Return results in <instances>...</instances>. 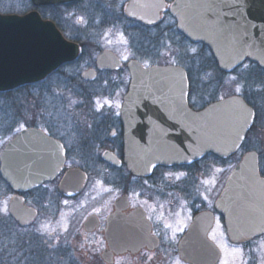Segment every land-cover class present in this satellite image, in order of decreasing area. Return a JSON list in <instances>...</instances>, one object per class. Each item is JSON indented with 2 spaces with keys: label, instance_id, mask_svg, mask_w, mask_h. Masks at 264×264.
I'll return each mask as SVG.
<instances>
[{
  "label": "water",
  "instance_id": "obj_1",
  "mask_svg": "<svg viewBox=\"0 0 264 264\" xmlns=\"http://www.w3.org/2000/svg\"><path fill=\"white\" fill-rule=\"evenodd\" d=\"M34 7L68 5L76 0H30ZM163 1L154 13L131 3L127 15L145 23L157 21ZM135 10H137L135 12ZM171 14L177 29L194 43L206 45L219 68L231 70L245 59L264 68V0H175ZM77 45L64 39L55 24L43 20L38 12L25 15L0 14V92L40 82L62 64L73 61ZM111 53H102L98 67H107ZM117 60V59H116ZM109 66V67H118ZM131 82L121 108L124 165L134 177H148L157 166L189 165L213 154L220 159L234 155L253 121V110L240 98L230 97L193 111L187 102L188 80L185 71L167 65L144 69L130 62ZM91 71L84 79H93ZM62 145L34 128L20 130L0 154V176L17 194L8 205V213L20 227L36 218V211L24 204L25 193L53 180L64 166ZM115 166L120 162L105 156ZM257 154H245L230 174L229 183L240 184L239 192L226 188L216 207H226V229L230 240L244 243L264 233V181L259 177ZM86 175L69 170L58 191L65 197L76 195ZM126 196L114 203L107 218L104 239L107 249L101 253L104 264L114 257L143 249L154 251L159 240L151 235V226L141 208L128 215ZM99 223L88 217L82 227L91 233ZM212 225L210 213L195 217L181 238L177 253L186 264H216L220 251L207 238Z\"/></svg>",
  "mask_w": 264,
  "mask_h": 264
},
{
  "label": "flooded vegetation",
  "instance_id": "obj_2",
  "mask_svg": "<svg viewBox=\"0 0 264 264\" xmlns=\"http://www.w3.org/2000/svg\"><path fill=\"white\" fill-rule=\"evenodd\" d=\"M162 1L164 9L160 11L157 21L153 23L147 24L143 20L135 16L127 15L126 13V8L130 3L137 8H144L148 13H154ZM174 1H76L75 11L80 4H83V8L86 10V14H81L85 19L83 25H80L82 21L80 22L78 17L73 21L78 26L77 29L79 31L76 29L75 31L77 32L75 34L79 38H76L74 35V38L69 39L64 31L61 33L68 41L79 47V54L73 62L61 65L47 77L48 79L53 75L61 76L60 80H62V84L67 88L66 92L71 93H67L64 97H57H59L60 102H63L64 106L66 105L69 110L59 111L60 119L58 123L50 124L44 121L42 128H39L48 137L63 146L65 151V165L57 177L51 182L44 183L39 189L45 190L52 188L59 198L73 199L83 192L90 174L87 169L88 166L79 164L78 162H94L97 171L106 170L107 176L105 175V177L100 179L109 184L111 183V179L117 180L121 177L119 180L121 183L117 187L123 190L121 191L122 194L111 201L107 209L103 219V231L106 227L107 218L115 210V201L122 196H126L129 203V208L124 212L125 215L131 213L135 208L140 207L143 209L147 218V213L142 206L132 207L130 203L131 193L125 190V187H121L127 181L129 183L135 182L137 186L135 193H138L141 198L146 195L151 199H159L161 195L164 197L166 194L169 197L173 193H178L184 197L190 213L189 223L184 233L191 226L196 216L203 213L211 214L212 225L207 237L220 250V257L216 264H244V262L246 264H264V255H262L264 250V233L253 236L249 241L244 243L232 242L226 229L227 218L223 214V211L227 208L223 206L216 207L217 200L226 188L231 194L239 192L240 184L229 183L230 173L239 162H227L228 160L207 162L212 159L206 155L201 161L193 162L190 165L156 167L148 177H134L130 175L123 163L124 135L121 108L131 78L129 72L130 62L135 61L144 68L176 65L185 69L189 78L188 105L190 108L201 110L212 103L233 96L241 97L251 107L254 113L253 123L239 151L244 153H257L258 173L259 177L264 181V160L259 151L264 149V68L256 63L245 60L241 65L232 70H221L207 48H203L201 44L189 42L177 30V22L170 11ZM99 12L102 15H99ZM114 26H117L118 30L115 29L113 32L116 35H121L122 39L124 38L126 47V41L129 42L127 47L129 49L126 51L127 59L120 53H117L113 48L109 46L105 47L102 41L103 35ZM176 37L186 40L185 42L189 45L198 47V51L188 58L193 70L188 69L185 65L167 63L166 61L163 64L153 63L154 61L147 62L150 56L159 53L150 50V48L154 49V47L159 46L160 38ZM157 51H159V48H157ZM105 52L111 53L114 58L107 56L109 60L107 67L99 68L97 63L98 57ZM117 64H119L117 68L109 67L117 66ZM146 64L147 67H145ZM72 69H77L78 72H74ZM87 71H91L93 79H84V73ZM193 72L200 79L206 73H209L206 79L200 81L199 98L204 104L202 106L200 105L201 107L199 106V108L191 101V97L195 91L192 86ZM73 77L76 79H73ZM229 78L235 81L234 83L237 84V87H240L241 91L237 93L234 88L227 95L221 96L218 94L221 83L229 81ZM69 100L72 104L68 102ZM47 113L45 112V115ZM59 122L62 123L61 126L57 125ZM65 125L66 127H64ZM105 156L114 158L120 162V165L115 166L109 163L110 161L105 159ZM75 163L79 167H74ZM74 168H79L86 175L85 183L79 193L72 197H65L58 191V186L65 174ZM116 174L119 175L116 176ZM176 174L181 176L178 181L174 179V175ZM113 184L117 183L113 182ZM89 216H96L99 228L101 220L98 212H92ZM150 226L151 235L157 237L151 223ZM217 231L218 234L220 233L219 237ZM102 236L104 240V232ZM104 245L106 246L105 240ZM235 249H240L243 254H236L234 252Z\"/></svg>",
  "mask_w": 264,
  "mask_h": 264
},
{
  "label": "rangeland",
  "instance_id": "obj_3",
  "mask_svg": "<svg viewBox=\"0 0 264 264\" xmlns=\"http://www.w3.org/2000/svg\"><path fill=\"white\" fill-rule=\"evenodd\" d=\"M10 2L13 4L14 8L21 9L24 4L29 2V0H12ZM9 6L10 3L7 0H0V7H2V9H6ZM83 6V4H80L74 13H69V11H65L64 9L59 11L45 9V14L48 20H50L52 16H54V18L56 17L59 26L70 39L76 36L75 32L77 31L75 30L78 28L73 21L78 17L80 22L82 21L80 25L85 23L84 16H81L83 13L86 14V10ZM10 11H14V9H11ZM20 12L21 11L14 14H19ZM5 13H7V11H5ZM115 29L118 30V27L114 26L107 30V33L102 37V41L104 42L105 47L109 46L116 50L117 53L127 57L126 51L129 49L127 48L129 42L125 40L127 44L126 47L124 38L122 39L121 35H116L113 32ZM76 38L79 37L76 36ZM179 40L180 39L177 37L160 38L159 46L154 47V49L150 48V50L159 53L150 56L147 62L154 61L153 63L163 64L166 61L167 63L185 65L188 69L193 70L188 58L198 51V47ZM154 41L158 42L157 40ZM157 48H159V51H157ZM192 49H195L196 51L193 52ZM77 69H72V71L78 72ZM208 75L209 73H206L200 79L195 72L192 73V86L195 91L191 97V101L197 108L204 104L199 98L200 81L206 79ZM60 77V75H53L40 86L31 88V91L34 94L32 97H27L26 108L24 106L25 113L23 116L26 121H30L32 118L41 125L38 127L42 128V123L44 121H47L50 124L58 123V120L60 119L59 111L62 112V110H69V108L66 107V105L64 106V103L60 102L59 99V97H64L67 93H71L66 92L67 88L62 84L63 82L60 80ZM73 79L76 78L73 77ZM234 82L235 81L232 78H229V81L221 83L218 94L224 96L234 88L236 89L237 84ZM40 95H42V99L39 98ZM68 102L72 104L70 100ZM195 106L193 107L195 108ZM45 112H48L47 115H45ZM34 115L35 117H33ZM57 125L61 126L62 123L59 122ZM15 126L16 122L13 114L7 117L0 113V151L4 146L5 140L8 139V134L11 131L12 133H16L21 129V127L15 129ZM22 126L24 127V125ZM64 127H66V125ZM3 129L5 130L1 131ZM259 151L264 160V149ZM243 154L244 152L240 151L237 154V158L239 159ZM207 162L214 161L209 160ZM227 162H235V160L229 159ZM78 163L88 166L87 169L90 172L89 180L87 181L83 192L73 199L59 198L52 188L45 190L38 189L29 193L26 196V203L35 208L37 211V218L30 226L25 228H20L19 226L15 227L11 223L13 220H11L7 214V205L12 194L7 193L4 186L0 184L1 242L6 241L4 238L8 239V242H12L18 236H21L22 239H26L29 236H39L44 243H49L51 245L60 244L67 248L71 254L70 256H72L78 264H103L99 258L100 253L105 248L102 236L104 228L103 219L111 201H113L118 195L122 194L121 191L123 190L117 187V185L121 183V181H119L121 177L117 180L111 179V183L107 184L100 179L105 177V175L107 176L105 169L103 171H97L94 162ZM74 167H79V165L75 163ZM118 175L119 174H116V176ZM174 176L176 181L181 177L177 174ZM113 182H116L117 184H113ZM121 187H125V190H128L131 193L130 203L132 207L142 206L145 209L147 218L154 229V233L160 241V247L153 252L141 251L136 255L125 254L118 256L115 259L114 264H185L179 260L176 252L177 243L189 223L190 213L184 197L178 193H173L172 195H169V197L166 194L164 197L161 195L159 199H151L146 195L141 198L138 193H135V189L137 188L135 182L129 183L127 181V183L122 184ZM95 211L98 212L101 225L93 233L84 235L82 232V223L90 214H92V212ZM219 236L220 233L218 234V237ZM262 255H264V250Z\"/></svg>",
  "mask_w": 264,
  "mask_h": 264
},
{
  "label": "trees",
  "instance_id": "obj_4",
  "mask_svg": "<svg viewBox=\"0 0 264 264\" xmlns=\"http://www.w3.org/2000/svg\"><path fill=\"white\" fill-rule=\"evenodd\" d=\"M10 3V6L6 9H2L0 7V12L4 14H14L16 12L21 11L19 14H24L32 9L33 6L31 3H26L23 5V8L16 9L13 7V4L10 2L12 0H7ZM7 7V6H6ZM76 3L68 6H57V7H42L35 8L40 15L47 19L45 9L56 11L64 9L65 11H69V13L75 12ZM14 9V11H10ZM7 11V13H5ZM100 13V12H99ZM99 15H102L101 13ZM59 17V16H58ZM102 17V16H101ZM55 23L57 28L62 32V28L59 26V23L56 20V17L52 16L50 19ZM179 41L184 42V40L180 39ZM42 83L22 86L13 91L0 93V113L5 116L14 115L16 126L15 129L20 128L22 125L24 127H38L41 126L38 122L34 121V119H30V121H26L24 118V106L26 108L27 105V97H32L33 92L31 88L36 86H40ZM39 94V93H38ZM42 95L39 96L40 99ZM25 104V105H24ZM35 117V115L33 116ZM12 131L8 134L10 136ZM214 162L217 161L216 158L211 157ZM235 162L238 161L237 157H234ZM0 184L4 186L7 193H10L9 188L2 182L0 179ZM13 226L17 227L14 222H11ZM4 242L0 241V264H78L69 253V250L62 245H51L49 243H44L42 238L39 236H29L26 239H22L21 236H18L12 242H8V239L4 238Z\"/></svg>",
  "mask_w": 264,
  "mask_h": 264
},
{
  "label": "snow or ice",
  "instance_id": "obj_5",
  "mask_svg": "<svg viewBox=\"0 0 264 264\" xmlns=\"http://www.w3.org/2000/svg\"><path fill=\"white\" fill-rule=\"evenodd\" d=\"M192 51L195 52L196 50H195V49H192ZM125 59H127V57H125ZM145 67H147V64L145 65ZM235 91H236L237 93H239V92L241 91L240 87H236ZM22 129H23V126H21V129H20V130H22ZM234 252H235L236 254H241V255H242L240 249H235ZM244 264H246V262H244Z\"/></svg>",
  "mask_w": 264,
  "mask_h": 264
}]
</instances>
